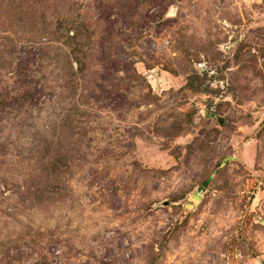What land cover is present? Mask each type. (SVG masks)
<instances>
[{
    "label": "rangeland",
    "instance_id": "obj_1",
    "mask_svg": "<svg viewBox=\"0 0 264 264\" xmlns=\"http://www.w3.org/2000/svg\"><path fill=\"white\" fill-rule=\"evenodd\" d=\"M0 264H264V0H0Z\"/></svg>",
    "mask_w": 264,
    "mask_h": 264
},
{
    "label": "trees",
    "instance_id": "obj_2",
    "mask_svg": "<svg viewBox=\"0 0 264 264\" xmlns=\"http://www.w3.org/2000/svg\"><path fill=\"white\" fill-rule=\"evenodd\" d=\"M47 32V30H45V33Z\"/></svg>",
    "mask_w": 264,
    "mask_h": 264
}]
</instances>
